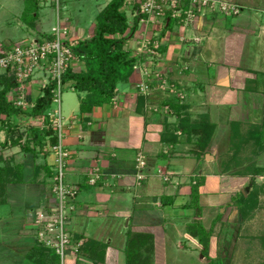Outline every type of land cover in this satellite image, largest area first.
<instances>
[{"label":"crops","instance_id":"crops-1","mask_svg":"<svg viewBox=\"0 0 264 264\" xmlns=\"http://www.w3.org/2000/svg\"><path fill=\"white\" fill-rule=\"evenodd\" d=\"M40 1L47 2L48 8L40 7L41 15L46 20L40 22V27L39 24H30L31 33H27L24 38L26 44L44 39L57 17L66 20L76 39L85 41L91 36L90 30L93 29L94 33L97 17L111 0H101V3L96 5L95 21H83V25L77 27L71 22L76 23L85 11L73 10L72 6L80 4L83 0H58V8L54 4L55 0ZM129 1L125 0L121 8L128 26L130 21L133 22V17L136 19L135 5L129 4ZM23 11L19 17H15L18 23L23 20ZM52 16L54 20L51 19ZM33 17L36 20L37 13H34ZM173 23L172 29H162L163 33H159L161 37L156 38L158 34L154 30L155 25L139 22L132 35L135 38H132L130 48L133 46L134 52L139 42L150 36L156 43H160L158 58L151 57L150 60L154 70L172 78L173 74L181 78L182 82L178 84L182 86V90L190 88L191 79H198L197 92L192 91L189 96L195 98L198 95L199 99L204 101L199 104L202 106L197 108L198 116L200 118L207 115L209 122L214 126L205 155H201L199 159L196 158V152L190 154L185 145V148L182 147L183 143L179 137L175 145L161 143L163 125L159 117L136 109L135 83H142L145 79L138 69L134 70L127 82L117 86L116 96L110 105L95 107L90 112L80 113V100L85 95L72 91L77 94L78 102L75 105L69 103L67 114L63 116L66 125L63 143L70 153L65 170L66 182L79 186L73 203L75 211L69 215L67 221L69 234L74 239L80 237L101 242L97 237L90 238L88 234L96 235L102 222H107V226L111 225L108 218L121 222L124 228L122 234V230L115 226L117 233L124 236L120 243L113 242L115 234L110 227L104 225L105 228H101H107L106 235L109 237L104 243L107 246L105 264H121L120 256L124 257L126 233L129 229L136 234L152 235V264H165V225L168 223L169 228L170 224L175 229L179 227L178 224H182L181 228L186 229L189 221L195 219L209 231L225 218H260L257 214L264 209V186L260 188L256 180L252 183L251 179L255 176L251 173L246 170L242 172L239 168L236 170L235 166L227 163L233 127H239L240 133L244 124L246 129L261 125L264 127V90L256 85L262 77L259 78L257 74L254 76V70L244 69L239 65V60L234 58L242 53L239 43L242 42L241 38L249 35L254 37V46L261 50L259 54L263 57L264 22L258 21L254 26H249L246 22V25L241 26L230 24L228 19L223 17L205 15L184 28ZM131 27H128L126 34L130 33ZM180 37L186 41L196 38L197 41L185 43L180 41ZM222 50L224 58L216 59V66L212 63L211 67H204L203 60L200 61L204 51L210 52L215 60V55L220 54ZM178 62L189 66L188 70L181 74L174 72L179 68ZM138 63H149V58L144 55ZM80 65L74 64V69L78 70L75 72L81 71ZM187 84L189 86L186 87ZM189 105L188 111L193 113L194 104ZM221 112L225 113L224 116ZM219 116L223 121L219 127L223 125L225 128L222 133H217ZM18 120L31 122V119L26 120L23 116ZM215 134L218 140L212 145ZM5 140V133L1 131L0 167L5 164H19L23 183L6 185L3 198L5 202L0 204V207L7 209V214L0 215V264H33L25 257L35 244V213L40 210L51 213L56 208L50 175L53 173V158L50 151L46 153L36 149L31 154L21 151L19 146L12 147L10 143L3 147ZM242 148L243 146L237 153ZM232 150L236 152V149ZM138 155L143 156L146 163L142 172L145 179L141 182H137L135 178V160ZM252 157L254 160H251V165L254 168H264L257 165V160L264 157V149L254 150ZM178 163L181 165L176 166ZM94 168L100 170L102 177L95 185H87V176ZM165 174H169L171 181H163L161 175ZM261 175L263 176L256 177L264 178V170L258 176ZM198 180H203V183L198 188L196 205H192V186ZM253 187L259 190L257 205L251 214L242 216L239 211L242 200L239 196L243 194L246 198ZM187 204H190V207H186ZM183 218L186 222L180 223ZM261 218H264L263 215ZM183 237L188 238L185 232ZM66 264H74V257L68 256Z\"/></svg>","mask_w":264,"mask_h":264},{"label":"rangeland","instance_id":"rangeland-1","mask_svg":"<svg viewBox=\"0 0 264 264\" xmlns=\"http://www.w3.org/2000/svg\"><path fill=\"white\" fill-rule=\"evenodd\" d=\"M226 1L229 4H233L236 6H239L240 13L229 16V15H216L219 17H223L225 19H228V22L230 24H237V25H251L254 26L256 22H264V0H221ZM42 3V4H41ZM101 0H83L80 4H75L72 6L73 10L81 9L85 11V15L82 17L80 16L77 19V22L74 21L71 22V24L74 27H77L79 25H83V21H95L97 17V8L96 5L100 4ZM239 3V4H238ZM46 1H40V0H0V45L3 46H12L14 44H21V45H27L24 38H26L27 33H31V30H29L30 24L35 23L39 24L38 27H40V22L42 23L46 19L42 17V8H48ZM137 6V5H136ZM134 8V10H137L138 6ZM23 11L24 16L23 20H20L21 23H18L15 20V17ZM52 10V9H51ZM99 11V10H98ZM37 13L38 17L35 20L33 17V14ZM96 13V14H95ZM54 15V13H53ZM134 15V14H133ZM234 17V18H233ZM17 18V17H16ZM54 17L52 16L51 19ZM233 18V19H232ZM50 19V20H51ZM35 20V21H34ZM54 20V19H53ZM52 20V21H53ZM136 20L133 17V22ZM133 22H129V26H133ZM249 23V24H248ZM24 24V25H23ZM95 24V22H94ZM174 26V23L172 22L170 24L169 29H172ZM93 30V29H92ZM90 30L89 35L92 36L93 31ZM161 31H158V37L160 38L161 34H159ZM163 33V32H161ZM133 35V34H132ZM90 37H88L85 40H89ZM156 36V35H155ZM132 38H135L134 36L127 37L125 41V45L123 50L127 51L128 54L132 57H134L137 60L138 65L145 66L148 68V72L151 73V76L148 78H145L143 82H147L149 88L148 90L141 91V88L138 86L140 81H136V91H135V99L134 102L136 104L137 111L144 113L148 115H154L159 117V120L161 124L163 125V132L161 134V138H166L169 135H173L175 137L181 138V143H183V148H188V152L190 154H194L196 150L195 142L198 140L197 138L199 136H187V134H184L182 131H176L175 129L179 124H184V121L186 120L188 123L190 122V126H194L198 122H200L199 116H198V106L204 101L199 99V96L196 95L195 98H191L189 96V93L192 91L197 92L196 87H198V79L190 81V88H186L189 86L188 84L185 85L186 90H182V86L178 84V82H182L181 78L175 77L173 74V78L169 75L164 74L163 72L154 70V67L151 65V57L158 58L159 54V48L160 43L158 42L157 45L158 49H156V54L152 55L149 53L148 55H145L147 58H149V63H138V61L142 57L136 56V51L133 52L132 47ZM152 37L148 36L143 38V40L150 41L151 46L149 47L150 50H155L154 47H152V44L156 41L151 39ZM182 38V37H180ZM196 38H192V42L195 41ZM78 40V39H77ZM191 40L186 41L185 43L191 42ZM242 42H239L241 44L240 48L242 49V53L240 55L234 57L239 60V65L241 67L249 68L255 71L254 76H258L259 78L262 77V79H259L256 83L257 86H261L264 90V55L261 57L259 54L261 52L260 49L254 46L255 39L252 35L245 36L241 38ZM79 38L78 42H82ZM28 42V41H27ZM30 42V41H29ZM78 46V45H77ZM139 46V45H138ZM257 48V49H256ZM218 49V48H217ZM216 49V51H217ZM264 51V47H263ZM216 58L213 60L212 55H210V52L204 51L203 57L201 60H203L204 67H211L212 63H215L214 66H216V63L218 62L216 59L222 60L223 57V50L220 54L215 55ZM241 58V59H240ZM144 62V61H143ZM220 62V61H219ZM78 63H80V69L84 71V64L79 59ZM164 63V62H162ZM181 63V62H180ZM178 62V67L174 72L181 74L183 72H186L185 70H188L189 66H187L185 63L180 64ZM135 64V65H136ZM196 63H194L195 65ZM137 66V65H136ZM149 66H151V69H149ZM203 67V66H202ZM203 67V68H204ZM251 67V68H250ZM135 69H133L134 72ZM182 70V72H181ZM78 71V70H75ZM155 72V73H154ZM158 73V78L155 77V75ZM3 75V74H2ZM129 80V79H128ZM262 82V84H261ZM193 83V84H192ZM181 87H180V86ZM71 88H69V85H64L62 87V95H61V108H62V114L65 117L67 114V105L71 103L72 105H75L78 102V96L76 93L72 92ZM201 98V97H200ZM189 103L194 104L193 113H189L188 109L190 108ZM225 113L221 112V115L224 116ZM215 118V117H213ZM219 119V120H218ZM213 121H216L213 119ZM42 121H40L39 125ZM220 122L223 123L221 116L217 117V133L225 132L224 126H220ZM31 123V122H30ZM28 121H20L18 120L17 124L20 125V127H27L30 124ZM31 125V124H30ZM246 124L242 126L241 134L240 136L247 135L246 132H248L246 129ZM186 128V133H187ZM251 129H249L250 131ZM217 134L214 136L213 144L217 143ZM178 140V139H177ZM239 137L236 139H233L231 142V145L229 144L230 155L227 157V163L229 165H233L236 170H241L242 172L244 170H247L248 167H252L251 165L252 161L254 160L252 157V152L254 150H257L258 147L252 143L247 142L244 143L243 148L237 153L234 152L232 149H235V146L238 144ZM24 141L21 140V143ZM185 145V147H184ZM231 146V147H230ZM233 146V147H232ZM11 147V146H10ZM12 148V147H11ZM264 160V157L262 158ZM260 159L257 160V165L264 166V161ZM226 162V161H225ZM259 162V163H258ZM6 163V162H4ZM181 164L178 163L176 166H180ZM19 166V164L15 165ZM182 169V168H181ZM136 170V169H135ZM198 168L195 169L197 171ZM17 171V170H16ZM161 173V172H160ZM166 175V174H165ZM169 175V174H167ZM257 176V177H262ZM252 178L251 180H256V182H259V187L264 186V178ZM171 181V180H170ZM264 192V190L262 191ZM264 205V203H263ZM7 214V209L0 207V215ZM263 215L264 217V209L259 211L257 216L260 218H225L222 223L216 224L213 226L211 237L209 240V248L208 253H203V247L198 242L196 238H194L192 235L187 234L188 238L184 239L183 234L186 233V229H182V224H178L179 227L176 229L172 224L169 223L168 225H165L166 231H167V240H166V255L164 257V263L165 264H264V218H261ZM110 221L109 226H107V222H100L102 225H100L99 231L96 232V235L88 234L90 238L97 237L102 243H106L107 241V228L106 230H102L101 228L104 225L107 227H110L112 229V232H114V243H120L121 239L124 240V236L119 235L116 231L115 226L119 227L122 230V234L124 231V228H122L121 222H115L113 218H108ZM186 222V220L181 219L180 223ZM113 222V224H112ZM192 222H196L195 219H192ZM99 223V224H100ZM191 223V221H189ZM113 225V226H112ZM173 226V227H172ZM125 227V224H124ZM120 230V231H121ZM116 231V232H115ZM131 233H135L132 230H130ZM124 256V255H123ZM121 264L125 263L124 257L120 256ZM124 260V262H123ZM89 263L86 259H80L78 264H85ZM66 264V263H65ZM105 264V262L103 263Z\"/></svg>","mask_w":264,"mask_h":264},{"label":"trees","instance_id":"trees-1","mask_svg":"<svg viewBox=\"0 0 264 264\" xmlns=\"http://www.w3.org/2000/svg\"><path fill=\"white\" fill-rule=\"evenodd\" d=\"M125 0H111L109 4L97 17L94 33L89 40L78 43L75 47V55L84 64V71L73 72L68 70L63 77V85H69L78 95L84 94L80 98V113L90 112L95 107L110 105L115 96L116 89L120 83L128 81L133 73L137 60L124 51V45L127 37L135 33L139 24V17L133 22L130 33H127L128 22L121 8ZM137 7V6H136ZM138 8V7H137ZM170 23L168 24V29ZM15 89L14 80L3 74L0 76V132L3 131L6 136L4 146L10 143L12 147L19 146L21 151L31 153L38 149L49 153L50 148L56 144V137L51 129H41L40 121L51 109L52 96L49 86L43 96L37 97L34 101V108L29 112H22L8 101V94ZM23 116L26 120L31 119V125L20 127L17 119ZM4 117V119H3ZM200 122L190 126L186 120L184 124H179L176 131H182L187 136H199L195 142L196 158L206 154L207 146L213 136L214 126L209 122L208 116L200 117ZM186 128L187 133H186ZM239 127H233L231 140L239 137L238 144L235 146L238 151L244 143L252 142L258 147V151L264 149V127H252L245 136H240ZM21 140L24 142L21 143ZM164 145H175L177 137L169 135L161 138ZM5 164L0 167V204L5 200V187L8 184L23 183L21 167ZM253 167V166H252ZM17 170V171H16ZM264 168H247V172L253 176L262 174ZM53 178V173L50 174ZM254 178V177H253ZM255 180H252L254 183ZM203 180H198L192 186L191 204L196 205L198 199V188ZM259 190L253 187L251 193L242 200L239 211L242 216L251 214L256 205ZM162 201V200H161ZM164 202V201H163ZM163 204V203H162ZM186 207H190L187 204ZM213 227L206 231L200 222H191L186 225V234L192 235L203 247V253H208L209 240ZM76 241H82L83 245L79 250V259H86L91 264H103L105 261L106 244L84 238H75ZM153 236L150 234L131 233L130 229L126 233V243L124 249L125 264H152L153 258ZM33 264H60L58 256L35 240V244L25 257ZM79 262V261H78Z\"/></svg>","mask_w":264,"mask_h":264},{"label":"built area","instance_id":"built-area-1","mask_svg":"<svg viewBox=\"0 0 264 264\" xmlns=\"http://www.w3.org/2000/svg\"><path fill=\"white\" fill-rule=\"evenodd\" d=\"M54 4L58 8V0ZM129 4L138 6L135 15L139 17V22L155 25L156 28L153 29L156 32L168 29L171 22L184 28L201 16H234L240 13L239 6L221 0H130ZM184 40L180 38L181 42ZM78 43L66 20L57 17L54 26L42 40L32 41L27 45H0V74H6L15 82V89L7 96L14 107L22 112L31 111L35 99L43 96L44 91L52 86L51 109L41 120V129H51L56 137V144L50 148L53 158L52 194L56 208L51 213L37 211L33 222L36 227L35 240L52 250L58 256L60 264H65L68 256L74 257V264H78L79 250L83 245L82 241L72 238L67 229L69 215L75 211L73 203L79 186L66 182L65 170L70 153L63 143L66 125L61 108L63 77L68 70L75 72L73 66L79 59L74 50ZM155 44L157 43L152 44L155 50H150V41L142 39L135 49L136 56L142 57L149 53L155 55L158 49ZM136 65L134 69H138L145 78L151 76L147 67ZM155 77L158 78V74ZM146 83L138 85L141 91L148 90ZM145 167L144 157L138 155L135 160L137 182L145 179L142 173ZM161 176L164 182L170 181L169 175ZM101 177L100 170L94 168L89 172L86 183L93 186Z\"/></svg>","mask_w":264,"mask_h":264}]
</instances>
